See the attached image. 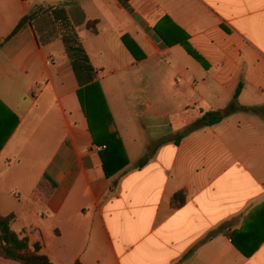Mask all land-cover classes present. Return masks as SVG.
Instances as JSON below:
<instances>
[{
  "label": "crops",
  "instance_id": "obj_1",
  "mask_svg": "<svg viewBox=\"0 0 264 264\" xmlns=\"http://www.w3.org/2000/svg\"><path fill=\"white\" fill-rule=\"evenodd\" d=\"M164 18L207 69L161 40ZM71 34L127 155L111 178L77 98L87 78ZM129 83L134 114L167 119L169 135L130 119ZM239 84V107H264V0H0V216L52 264H264V241L246 258L229 238L264 237V111L230 110ZM206 113L222 121L193 126Z\"/></svg>",
  "mask_w": 264,
  "mask_h": 264
},
{
  "label": "trees",
  "instance_id": "obj_2",
  "mask_svg": "<svg viewBox=\"0 0 264 264\" xmlns=\"http://www.w3.org/2000/svg\"><path fill=\"white\" fill-rule=\"evenodd\" d=\"M27 18H22L10 35L4 40L7 41L23 27ZM66 30H70L69 25L64 24ZM155 32L167 46L180 45L185 52L197 61L205 69L208 65L203 58L190 46L187 35L177 26L173 25L167 18L162 19L156 26ZM71 39L65 38L67 53L72 61L73 69L77 75H83L86 82L81 84L77 91V98L83 114L87 120L88 130L92 135L93 144L97 147H104L100 152L102 169L106 178H111L119 173H125L128 165L127 155L122 141L118 136L108 111L107 103L100 85L92 82L89 78L93 69L89 60L75 35H70ZM122 42L135 59H139L136 54V45L127 37H122ZM239 84L234 95L233 103L230 106L232 112L240 111L244 113H260L261 108H245L236 104V99L241 91ZM222 121L218 113H206L193 126H213ZM182 136H179L180 140ZM176 141V144L178 143ZM146 162L142 161L138 167ZM115 183H113V187ZM186 195L179 192L171 199L173 209L181 207L185 203ZM15 219L14 214L0 216V257L12 261L16 264H52L49 259L41 254L33 252L28 244V239L21 234L15 233L11 225ZM233 246L246 258L250 257L263 243L264 237L259 241H251L246 238L243 232H233L229 235Z\"/></svg>",
  "mask_w": 264,
  "mask_h": 264
},
{
  "label": "rangeland",
  "instance_id": "obj_3",
  "mask_svg": "<svg viewBox=\"0 0 264 264\" xmlns=\"http://www.w3.org/2000/svg\"><path fill=\"white\" fill-rule=\"evenodd\" d=\"M142 85V84H140ZM126 86V98L128 99L129 103V109H131L133 112H131V117L130 119L135 121L138 125L147 127L148 129H152L157 131L160 134L164 135H169L170 131V124L171 122L168 121L167 119H162L160 116L156 115H149V114H144L141 117H137L136 114H134L135 107L133 103V91L136 90L137 87L135 85H132L131 83L125 84ZM143 86L147 88L148 84L143 83ZM153 91L156 93L160 92L163 90V84L162 83H157L156 85H151ZM140 95V94H138ZM137 96V95H136Z\"/></svg>",
  "mask_w": 264,
  "mask_h": 264
},
{
  "label": "water",
  "instance_id": "obj_4",
  "mask_svg": "<svg viewBox=\"0 0 264 264\" xmlns=\"http://www.w3.org/2000/svg\"><path fill=\"white\" fill-rule=\"evenodd\" d=\"M33 251H34L35 253H37V252L39 251V245H38V244H34V245H33Z\"/></svg>",
  "mask_w": 264,
  "mask_h": 264
},
{
  "label": "built area",
  "instance_id": "obj_5",
  "mask_svg": "<svg viewBox=\"0 0 264 264\" xmlns=\"http://www.w3.org/2000/svg\"><path fill=\"white\" fill-rule=\"evenodd\" d=\"M104 147H97V150L102 151Z\"/></svg>",
  "mask_w": 264,
  "mask_h": 264
}]
</instances>
